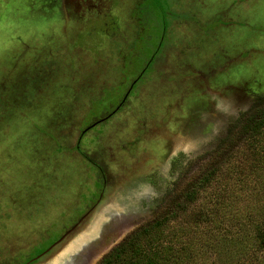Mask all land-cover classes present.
Instances as JSON below:
<instances>
[{
    "label": "rangeland",
    "instance_id": "1",
    "mask_svg": "<svg viewBox=\"0 0 264 264\" xmlns=\"http://www.w3.org/2000/svg\"><path fill=\"white\" fill-rule=\"evenodd\" d=\"M258 96L264 0H0V264H97ZM239 142L111 264H264L238 242L264 219V127Z\"/></svg>",
    "mask_w": 264,
    "mask_h": 264
},
{
    "label": "trees",
    "instance_id": "2",
    "mask_svg": "<svg viewBox=\"0 0 264 264\" xmlns=\"http://www.w3.org/2000/svg\"><path fill=\"white\" fill-rule=\"evenodd\" d=\"M263 127L264 96H258L249 109L238 113L235 120L229 125L226 135L220 139L211 151V158H215V160L209 161L205 172L194 177L192 181H189L185 185L182 192L179 194L180 199L171 202L160 213L154 215L150 220L141 223L124 235L114 246L101 256L97 264H111L113 260L124 256L130 251L132 247L139 242L141 237L146 236L150 231L162 227L168 219L176 217L180 211L185 209L187 203L194 201L198 191L208 184L218 168L226 161L225 158L230 154L229 149L233 142L240 137L241 142L246 140L248 144H251ZM243 217L245 220H249V217L247 218L245 214ZM263 220L264 219H258L257 221H254V219H250V222H253L250 223L253 228V233L250 236L244 234L238 242L242 245L251 242L253 244H264ZM254 222L257 223L255 224Z\"/></svg>",
    "mask_w": 264,
    "mask_h": 264
},
{
    "label": "crops",
    "instance_id": "3",
    "mask_svg": "<svg viewBox=\"0 0 264 264\" xmlns=\"http://www.w3.org/2000/svg\"><path fill=\"white\" fill-rule=\"evenodd\" d=\"M22 210H24V209H22ZM26 210H28V209H26Z\"/></svg>",
    "mask_w": 264,
    "mask_h": 264
}]
</instances>
